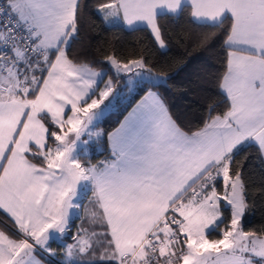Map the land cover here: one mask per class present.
<instances>
[{
  "label": "snow or ice",
  "instance_id": "1",
  "mask_svg": "<svg viewBox=\"0 0 264 264\" xmlns=\"http://www.w3.org/2000/svg\"><path fill=\"white\" fill-rule=\"evenodd\" d=\"M84 7L0 0V264H264V228H243L248 190L234 167L251 147L264 164V0L94 5L105 22L148 29L160 48L165 14L212 29L205 46L223 38L218 99L198 123L172 113L158 90L171 74L147 55L70 58ZM137 96L111 131L98 127ZM105 135L106 158L85 159ZM81 208L88 227L72 234Z\"/></svg>",
  "mask_w": 264,
  "mask_h": 264
},
{
  "label": "trees",
  "instance_id": "2",
  "mask_svg": "<svg viewBox=\"0 0 264 264\" xmlns=\"http://www.w3.org/2000/svg\"><path fill=\"white\" fill-rule=\"evenodd\" d=\"M86 5L79 21V34L69 49L70 58L77 62L103 61L107 55L135 58L147 55L156 71L170 72L165 86L158 90L164 95L172 113L184 123H198L207 105L218 99L216 95V75L223 71L224 51L222 37L207 41L205 36L213 30L198 27L186 15L172 17L167 14L159 19L166 40V48L161 49L154 41L150 31L144 27L127 29L121 23L108 24L94 5L97 0H81ZM93 68L106 67L103 63L91 64ZM111 75V73H109ZM108 79V75H106ZM143 93H141L142 95ZM137 96L123 111L111 113L98 125L105 131L112 130L127 110L138 100ZM106 143L93 144L89 150L92 163L106 158ZM242 166L243 179L246 181L249 207L243 222L245 231H259L264 228V164L258 159L254 147L242 148L235 156L234 167ZM85 203L87 202L85 198ZM227 223L230 212L224 213ZM4 222L7 217L0 213ZM10 225V223H9ZM213 235H217L213 233ZM59 245L53 242L52 245ZM49 263V261H46ZM50 264H56L50 260Z\"/></svg>",
  "mask_w": 264,
  "mask_h": 264
},
{
  "label": "crops",
  "instance_id": "3",
  "mask_svg": "<svg viewBox=\"0 0 264 264\" xmlns=\"http://www.w3.org/2000/svg\"><path fill=\"white\" fill-rule=\"evenodd\" d=\"M108 23V22H107ZM118 23H121L125 28H127V29H131V28H129V27H127L124 23H123V21H122V19L121 20H117V21H115V22H112V23H108V24H118ZM142 27V26H141ZM159 46V45H158ZM161 49H165V48H161ZM104 79L106 80V75H105V77H104ZM102 86V85H101ZM136 103V102H135ZM134 103V104H135ZM133 104V105H134ZM132 105V106H133ZM132 106L127 110V112L124 114V116L125 115H127V113H128V111H130L131 110V108H132ZM123 116V117H124ZM123 117H122V119H123ZM117 126V125H116ZM115 126V127H116ZM111 131V130H110ZM82 214H81V217H83V213H84V211H83V208H82V212H81ZM3 214V213H2ZM80 217V218H81ZM79 218V221H73V222H76L75 224H74V226L73 227H71V233L72 234H74L76 231H77V229L79 228V227H81V226H83V227H88V223H87V221H84V220H82V219H80ZM8 226H11V225H9L8 224ZM2 226H0V229H3V227L1 228ZM59 246H60V241H55ZM72 241H71V235H70V238H68V236L64 239V241H63V243H71ZM52 247L53 248H56V245L54 244V245H52ZM59 258H50V260H52L53 262H56L57 260H58ZM46 264H49V263H47L46 262Z\"/></svg>",
  "mask_w": 264,
  "mask_h": 264
},
{
  "label": "rangeland",
  "instance_id": "4",
  "mask_svg": "<svg viewBox=\"0 0 264 264\" xmlns=\"http://www.w3.org/2000/svg\"><path fill=\"white\" fill-rule=\"evenodd\" d=\"M100 128H101V127H100ZM81 212H82V208L80 209L78 216L74 218V221H79V218L81 217V214H82ZM246 212H247V210H246ZM245 215H246V213H245ZM245 215H244V217H243L242 225H243V222H244V219H245ZM83 216H84V213H83ZM80 219H81V218H80ZM75 223H76V222H73L72 227L74 226ZM0 226H2L3 228L6 227L5 222H4L2 219H0ZM7 226H8V225H7ZM2 227H1V228H2ZM8 227H10V226H8ZM221 227H223V224L221 225ZM68 238H70V235L68 236ZM210 238H218V236L212 234V236H211Z\"/></svg>",
  "mask_w": 264,
  "mask_h": 264
}]
</instances>
